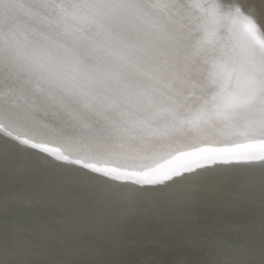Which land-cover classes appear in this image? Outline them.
Here are the masks:
<instances>
[{
  "label": "snow or ice",
  "instance_id": "obj_1",
  "mask_svg": "<svg viewBox=\"0 0 264 264\" xmlns=\"http://www.w3.org/2000/svg\"><path fill=\"white\" fill-rule=\"evenodd\" d=\"M0 264H264V0H0Z\"/></svg>",
  "mask_w": 264,
  "mask_h": 264
},
{
  "label": "bare ground",
  "instance_id": "obj_2",
  "mask_svg": "<svg viewBox=\"0 0 264 264\" xmlns=\"http://www.w3.org/2000/svg\"><path fill=\"white\" fill-rule=\"evenodd\" d=\"M214 182L220 185L222 190L227 191L228 189L231 188V177L222 176V177L217 178ZM190 207H196L198 209V214L200 216V219L204 221L211 220L212 218L220 214L223 210V205L221 201L216 198V192H214L211 187L200 192L198 194V201L195 204L190 205ZM143 218L154 219L156 218V216L152 214H145L141 216L139 219H143ZM149 232H150V229H149Z\"/></svg>",
  "mask_w": 264,
  "mask_h": 264
},
{
  "label": "flooded vegetation",
  "instance_id": "obj_3",
  "mask_svg": "<svg viewBox=\"0 0 264 264\" xmlns=\"http://www.w3.org/2000/svg\"><path fill=\"white\" fill-rule=\"evenodd\" d=\"M157 218H154V219H149V218H143V219H139L136 223H135V228L138 230V231H144L146 233H153L155 232L157 229H159L160 227L163 226V222L160 220V219H157ZM207 221H204L202 219H200V221L197 223V222H188L186 224L187 227L189 228H193V229H196V228H199L201 227L204 223H206ZM194 223V224H193ZM193 224V225H191ZM155 225V226H154ZM195 225V226H194ZM172 227H175V225H171ZM149 229H150V232H149Z\"/></svg>",
  "mask_w": 264,
  "mask_h": 264
},
{
  "label": "rangeland",
  "instance_id": "obj_4",
  "mask_svg": "<svg viewBox=\"0 0 264 264\" xmlns=\"http://www.w3.org/2000/svg\"><path fill=\"white\" fill-rule=\"evenodd\" d=\"M157 218V217H156Z\"/></svg>",
  "mask_w": 264,
  "mask_h": 264
}]
</instances>
